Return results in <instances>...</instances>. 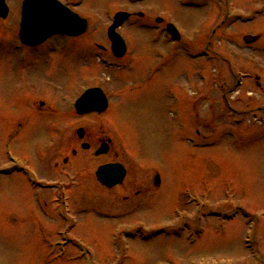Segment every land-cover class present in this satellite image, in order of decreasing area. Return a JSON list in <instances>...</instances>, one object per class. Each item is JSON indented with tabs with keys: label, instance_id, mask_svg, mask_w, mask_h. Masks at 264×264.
<instances>
[{
	"label": "rangeland",
	"instance_id": "1",
	"mask_svg": "<svg viewBox=\"0 0 264 264\" xmlns=\"http://www.w3.org/2000/svg\"><path fill=\"white\" fill-rule=\"evenodd\" d=\"M21 1L6 0L11 13L0 22V264H84L65 257L53 261L57 251L48 255V245L63 241L70 249L71 239L82 246L76 253L75 244L71 256L79 254L90 264H264V108L258 112L250 103L253 97L256 107L264 106V0H66L88 20L87 32L27 51L26 68L19 62L21 51L14 49ZM118 11L141 17L117 31L129 54L114 70L101 64L108 63V55L98 57L96 47L90 49L95 57L90 54L89 44L108 48L106 29ZM154 19L172 23L180 43L168 41ZM151 24L154 31L147 28ZM258 33L261 39L253 47L238 40L240 34ZM206 39L209 49L203 51ZM237 71L259 81L244 78V86L235 89ZM200 74L204 80L209 76L207 86ZM222 84L233 90L229 106ZM89 86H101L112 106L106 114L78 121L101 135L112 134L116 150L120 146L137 158L143 179L154 168L161 185L129 214L121 198H110L84 177L103 159L85 166L80 161L72 170L82 171L81 181L70 187L64 214L70 224L75 219L79 224L73 234L58 236L61 223L52 199L57 182L68 179L53 167L61 145H51L57 138L45 130L49 120L22 103L40 96L69 113L71 99ZM251 109L245 117L239 114ZM6 148L21 168H36L51 183L43 192L48 218L36 210L26 183L15 174L6 177L11 166ZM128 225L129 232L119 235Z\"/></svg>",
	"mask_w": 264,
	"mask_h": 264
},
{
	"label": "flooded vegetation",
	"instance_id": "2",
	"mask_svg": "<svg viewBox=\"0 0 264 264\" xmlns=\"http://www.w3.org/2000/svg\"><path fill=\"white\" fill-rule=\"evenodd\" d=\"M244 43L251 44L256 43L259 40L253 39L251 37L243 38ZM34 48H27L19 45L17 43V48L21 51H30ZM89 46H92V44H89ZM105 52V51H104ZM129 53V49L127 46V54ZM26 62L24 61L21 68H26ZM42 74H37V76H40ZM258 80V78L256 77ZM259 87V85H257ZM49 103L47 107H45V103ZM42 99V97L37 96L32 99L24 101L25 104L29 106V112L37 115L38 118H42L43 120L49 122H46L45 124V130L47 132H50V130L54 131V135H57L59 139L57 140V146L58 144L60 146L59 153L54 158L53 167L54 169L58 170L60 174V178L62 179L65 175L66 182L61 181L60 183H66L65 188L66 192L69 193V199H70V187H72L75 183H79L80 176L82 171L79 168H76L75 170H72L73 167H77L79 162H83V165H89V162L93 164L97 160L103 159L102 162H100L99 166L102 165H119L123 168V179L120 185L115 186L110 189H105L106 193L109 195L110 198H114L118 200L121 198V206L122 209L126 210L129 214L135 212L148 197L155 196V169L153 168L150 175L146 177V179H143V177L139 173V164H137L136 157H129L125 150H123L120 147L114 146L113 138L110 135H101V133H96L95 131H91L87 125H85L83 122L80 123L78 120L79 117H74L72 112L69 113H62V109L60 108L59 103H54L52 101H46ZM94 115V114H93ZM64 116V117H62ZM67 116L72 117V119H75L73 122L64 121L63 118H66ZM77 116V115H76ZM58 118H62L61 122L54 123V120ZM22 121V120H21ZM23 123H18V127L20 128ZM77 123V124H76ZM82 130V139L79 137L78 130ZM56 133V134H55ZM104 145L105 149L103 152V155H100L96 157V152L98 149ZM83 146H86L83 148ZM47 154V149L45 151ZM39 156L41 154H38ZM81 159V160H80ZM98 166V167H99ZM139 168V169H138ZM36 169V168H35ZM65 169L72 170L69 172L68 170L65 171ZM37 171V170H36ZM84 177L87 178V183H94L96 182L95 179V171L94 173H83ZM94 176V179L92 178V175ZM112 173L108 174V177H111ZM83 182H85L84 179H82ZM152 183V188L149 186V183ZM58 183V182H57ZM97 183V182H96ZM63 189V187L61 188ZM54 203V213L58 215L57 205L55 204V199H52ZM118 202V201H117ZM47 206V204H44ZM108 209H112L109 205ZM62 213H60L61 215ZM61 227L56 232H59Z\"/></svg>",
	"mask_w": 264,
	"mask_h": 264
},
{
	"label": "water",
	"instance_id": "3",
	"mask_svg": "<svg viewBox=\"0 0 264 264\" xmlns=\"http://www.w3.org/2000/svg\"><path fill=\"white\" fill-rule=\"evenodd\" d=\"M7 8L3 0H0V18H5ZM128 15L119 13L114 17V22L108 30V38L112 43V51L118 56H122L123 42L115 33V29L119 27L121 22L125 20ZM86 30V22L71 13L66 7L60 5L54 0H25L22 4L21 22L19 25V40L22 44L37 45L46 40V38L62 34L68 36H78ZM167 31L173 38L179 39L176 31L172 26H167ZM124 52V51H123ZM96 91L87 92L79 100L80 103L85 102L84 106H88V100ZM83 106L78 109V112H83ZM89 110L101 112L98 106L90 107ZM104 146L100 149L98 154H102ZM97 154V155H98ZM120 171H119V170ZM111 171L118 175V179L110 180L106 174ZM97 180L102 186L111 187L119 184L122 178L121 168L118 166L100 167L96 172ZM155 183H158V178H155Z\"/></svg>",
	"mask_w": 264,
	"mask_h": 264
}]
</instances>
